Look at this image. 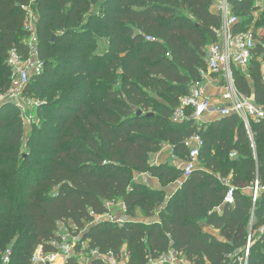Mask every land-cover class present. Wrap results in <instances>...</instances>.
I'll return each instance as SVG.
<instances>
[{
	"label": "trees",
	"instance_id": "trees-1",
	"mask_svg": "<svg viewBox=\"0 0 264 264\" xmlns=\"http://www.w3.org/2000/svg\"><path fill=\"white\" fill-rule=\"evenodd\" d=\"M30 2L0 0V264L7 249L8 264H33L40 246L57 251L51 241L61 239L55 233L60 223L88 241L85 252L112 253L117 261L125 256L124 264H155L170 250L194 264H240L230 260L237 251L243 257L250 234L246 264H264V190L255 204L252 198L255 182L264 186V119L250 120V128L236 113L204 124L171 120L180 98L207 71L206 49L221 25L215 0H103L99 12L91 11L90 0H36L45 67L23 94L46 97L53 85L61 94L39 102L42 122L25 157L21 111L1 96L11 88L9 50L28 56L23 6ZM231 3L241 19L236 27L245 29V17L257 10L254 0ZM100 34L110 41L106 60L91 52ZM257 37L248 74L235 69V87L264 106V32ZM119 65V87L94 80ZM197 133L204 146L189 177L151 164L166 145L186 161L187 140ZM136 171L180 185L166 198L163 190L135 182ZM227 179L233 204L225 202ZM110 202H122L129 218L97 221L110 212ZM159 206V221L137 219L139 213L154 217ZM75 250L67 264L83 253L80 244ZM91 264L112 262L93 257Z\"/></svg>",
	"mask_w": 264,
	"mask_h": 264
},
{
	"label": "built area",
	"instance_id": "built-area-1",
	"mask_svg": "<svg viewBox=\"0 0 264 264\" xmlns=\"http://www.w3.org/2000/svg\"><path fill=\"white\" fill-rule=\"evenodd\" d=\"M260 3V0H255ZM36 0L23 6L26 18L24 21V30L26 36L24 44L28 49V56L24 57L23 54L16 48L9 50L6 64L10 67L13 77L17 78L20 83V92H23L24 87L27 85L33 75L41 74L44 71V62L40 57L39 35H38V20L39 15L35 10ZM214 10L221 16V25L216 32V40L210 43L206 49V64L207 71H202L201 77L193 82L190 86V93L180 98V105L173 111L171 120L175 123H182L188 120H194L201 123L203 115L212 108L211 97L206 93L207 80L210 75H216L219 78H224V93L222 95V105L219 107L218 112L223 116L233 113L238 114L244 119L246 126L250 128V120L264 119V106L259 105L249 97L240 93L235 87V69H247L252 63L255 56V47L257 40L250 30L241 29L236 27L240 22V17L234 12L231 0H216L214 3ZM148 41H155L156 38L148 35ZM169 55V53H168ZM37 106L39 101L34 102ZM190 148L188 159L185 161L183 168V178H187L199 166V156L204 140L200 134H194L187 140ZM171 148V147H170ZM172 149V148H171ZM234 155V153L232 154ZM229 185V190L225 196V202L233 204L234 187L230 184V179L225 181ZM264 190V186H260L256 181L252 187L253 203L257 202L259 193ZM116 202L108 204L110 212L102 217L103 219L115 220L123 222L124 219H115L111 214V206H115ZM117 205L125 206L122 202H117ZM64 224V223H60ZM264 232V227L261 229ZM57 236L61 239L52 240L51 244L57 248L55 252H44L43 247L40 246L32 257L33 264H67L68 260L75 253L74 244H66L63 241V235L60 227L55 231ZM252 244V234L249 235L248 243L245 249V258L249 256L250 247ZM10 249H7L3 255V264L10 262ZM62 262H58V258ZM93 257H102L110 262L117 261L112 253L103 255L98 250L85 252L81 254L76 264H91ZM185 263H190L186 257L175 250H170L164 253L155 264L169 263L177 264L179 259Z\"/></svg>",
	"mask_w": 264,
	"mask_h": 264
},
{
	"label": "rangeland",
	"instance_id": "rangeland-1",
	"mask_svg": "<svg viewBox=\"0 0 264 264\" xmlns=\"http://www.w3.org/2000/svg\"><path fill=\"white\" fill-rule=\"evenodd\" d=\"M91 1V11L92 12H99L100 11V4H102L103 0H90ZM216 1V0H215ZM232 1V0H231ZM254 5L257 7V10H254L252 12V15L250 17H245L247 20L245 29L252 31L254 34L256 40L258 41V35L263 34L264 32V0H260V3H257L254 0ZM241 20V19H240ZM111 51L110 47V41L109 38L104 35L100 34L98 39L93 44L92 54H95L99 57V59L106 60L109 56V53ZM10 73V72H9ZM123 70L121 69V66H117L113 69H106L105 76L96 77L94 80L98 84H108L113 85L115 87H119L122 80H123ZM11 88L9 89L8 93L1 96L2 101H11L15 103L18 108L21 111V115L24 121V139H23V153L24 156L27 157L30 153V151L27 148L28 140L30 137V134L33 130V128H36V126L41 125L42 119L37 113L38 106L34 103L35 100L41 102H48V100H57L59 98V95L61 94V88L57 89V86L53 85V89L50 90L49 94L47 96H26L23 94V92H20V83L17 78L13 77L12 71H11ZM58 78H64V76H58ZM57 89V90H56ZM160 99H163L162 97H159ZM150 162L153 164V162H156L157 164L165 163L170 167L178 168L183 170L185 165V160L181 158L180 156L174 154L173 150L169 147L165 149L161 154L157 156L151 155ZM135 182H140L144 184L145 186L149 188H157L164 191V194L166 198H169L173 192L179 187L180 181H168L164 184L161 183L160 179L156 176L151 175L149 172H140L136 171L133 175ZM21 192V188L18 187L13 194L14 200H16V196H18ZM111 214L114 216V218L122 219L120 211L122 210V205H116L111 206ZM162 206H159L157 210H160ZM139 217V215H138ZM102 217H97V221H101ZM60 231L63 235V242L66 244H74V247L76 248L77 245L80 244L81 249L83 250V253L85 254V251H89L88 249V241H83L80 235H74V232L70 227L67 226V224H60ZM264 227V226H263ZM261 227V229L263 228ZM259 233H254V238L258 236ZM76 251V250H75ZM238 252V251H237ZM237 252L232 254L230 262H236V259L240 264H246V258L245 254L243 257H237ZM79 254V255H80ZM182 258L179 259V263L177 264H194L192 262L185 263L181 261ZM125 256H123L122 261H113V264H124Z\"/></svg>",
	"mask_w": 264,
	"mask_h": 264
},
{
	"label": "crops",
	"instance_id": "crops-1",
	"mask_svg": "<svg viewBox=\"0 0 264 264\" xmlns=\"http://www.w3.org/2000/svg\"><path fill=\"white\" fill-rule=\"evenodd\" d=\"M214 9V7H213ZM256 56V54H255ZM253 63V61H252ZM252 63L249 65V67L247 69H239L242 73L244 74H248V71H249V68L250 66L252 65ZM217 79V76L216 75H210L209 76V79L207 80V88H206V93L208 94V96L211 97V102H212V108L207 111L203 117L201 118V124H204V123H208L210 121H213V120H216V119H219L221 117V115L219 114L218 112V109L219 107H221L222 105V95L224 93V84H225V80L224 78H219L220 82ZM251 100L255 101L254 99V96H251L249 97ZM170 146L169 145H166L165 148L161 151V152H158V153H154L153 155H156L157 156L159 154H161L165 149L169 148ZM153 164H157L156 162H153ZM159 212L160 210L157 211L156 215L152 218H149V217H145L143 216L141 213H139V217L137 218L139 221H142V222H145V223H149L151 221H159L160 219V216H159ZM120 215L121 217L126 220L128 219L129 217L127 216L126 214V211L125 209H122L120 211ZM204 225V228L207 230V231H210L212 233H218V230H216L215 228L207 225L206 223H203Z\"/></svg>",
	"mask_w": 264,
	"mask_h": 264
},
{
	"label": "bare ground",
	"instance_id": "bare-ground-1",
	"mask_svg": "<svg viewBox=\"0 0 264 264\" xmlns=\"http://www.w3.org/2000/svg\"><path fill=\"white\" fill-rule=\"evenodd\" d=\"M58 262H59V263H61V262H62V259H61L60 257L58 258Z\"/></svg>",
	"mask_w": 264,
	"mask_h": 264
},
{
	"label": "water",
	"instance_id": "water-1",
	"mask_svg": "<svg viewBox=\"0 0 264 264\" xmlns=\"http://www.w3.org/2000/svg\"><path fill=\"white\" fill-rule=\"evenodd\" d=\"M55 39H56V35L53 37V39H52V40L54 41ZM139 113H141V111H139Z\"/></svg>",
	"mask_w": 264,
	"mask_h": 264
}]
</instances>
